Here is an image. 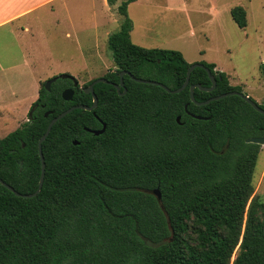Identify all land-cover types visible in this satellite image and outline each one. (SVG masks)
<instances>
[{
	"label": "trees",
	"instance_id": "obj_1",
	"mask_svg": "<svg viewBox=\"0 0 264 264\" xmlns=\"http://www.w3.org/2000/svg\"><path fill=\"white\" fill-rule=\"evenodd\" d=\"M133 1L117 5L121 23L107 37L116 69L101 77L117 82L127 71L180 87L191 63L178 50L131 41ZM230 15L246 26L242 6ZM199 63L216 83L211 91L195 88L196 101L241 91L214 63ZM122 80L124 94L96 83L91 111L74 109L52 125L41 143L44 178L35 196H16L0 183V264H264V201L252 197L251 184L259 145L245 141L264 136V115L237 95L193 103L189 86L211 85L199 67L177 93L126 74ZM67 87L74 90L69 101L61 97ZM80 103L91 98L70 79L57 78L49 90L41 83L29 119L0 137V179L34 192L39 138L55 115ZM185 105L206 118L192 117ZM96 118L105 124L99 135L83 129L100 127Z\"/></svg>",
	"mask_w": 264,
	"mask_h": 264
},
{
	"label": "rangeland",
	"instance_id": "obj_2",
	"mask_svg": "<svg viewBox=\"0 0 264 264\" xmlns=\"http://www.w3.org/2000/svg\"><path fill=\"white\" fill-rule=\"evenodd\" d=\"M121 1L115 0L112 10L104 8L107 18L98 32L80 31L86 22L74 27L54 22L37 25L41 34L35 37L34 71H6L4 68L21 58L0 48V137L27 120L28 112L23 111L36 91L37 78L42 77L43 83L68 73L80 87L115 71L107 36L119 28L121 18L116 8ZM237 5L246 12L244 28L230 15V9ZM127 14L133 23L130 39L134 44L178 50L190 63L212 62L215 71L227 75L229 84L238 86L258 104L264 103V0H136L128 4ZM11 108L16 113L14 120L8 117ZM251 184L252 197L263 202L264 144L259 145Z\"/></svg>",
	"mask_w": 264,
	"mask_h": 264
},
{
	"label": "crops",
	"instance_id": "obj_3",
	"mask_svg": "<svg viewBox=\"0 0 264 264\" xmlns=\"http://www.w3.org/2000/svg\"><path fill=\"white\" fill-rule=\"evenodd\" d=\"M105 7L111 10L114 8L107 0H0V48L6 54L19 55L18 60L21 58L4 69L34 71L35 37L36 33L41 34V31H36L37 25L54 22L71 24L74 27L86 22V26L81 27L80 31L98 32L99 26L107 18ZM61 11H64V15H61ZM41 78H35L36 91L34 90L27 100L28 105L23 113L28 112L30 105L37 98ZM8 112V117L14 120V109L11 108Z\"/></svg>",
	"mask_w": 264,
	"mask_h": 264
},
{
	"label": "water",
	"instance_id": "obj_4",
	"mask_svg": "<svg viewBox=\"0 0 264 264\" xmlns=\"http://www.w3.org/2000/svg\"><path fill=\"white\" fill-rule=\"evenodd\" d=\"M196 67H199V68H202L206 71L207 75H208V78L211 82V85L209 87H203L201 86L200 84H191L189 86V94H190V100L197 104V105H203V104H207L208 102L212 101V100H216V99H220L222 97H225V96H229V95H237L239 97H241L245 102H247L254 110H256L257 112L261 113L264 115V109L262 107H260L258 105V103H256L253 99H251L249 96L243 94L242 92H239V91H229V92H226V93H223V94H219V95H216V96H212L204 101H196L194 99V96H193V91L195 88H198V89H201V90H204V91H211L214 87H215V78H214V75L211 74L210 70L204 66L202 63H199V62H196V63H191V65L188 67L187 71H186V76H185V80L184 82L182 83V85L176 89H170L168 88L166 85H164L163 83H160L158 81H154V80H149V79H143V78H137V77H134L132 74H130L129 72L127 71H121L119 72V83H112V82H109L108 80H106L105 78L103 77H99V78H96L94 81H92L86 88H84V92L85 93H90L91 96H92V103L90 106H87V105H72L70 106L69 108L65 109L64 111H62L61 113L55 115L48 123L47 127H46V130L45 132L41 135V137L39 138L38 140V153H39V158H40V163H41V170H40V177H39V181H38V186H37V189L32 192V193H27V194H22V193H19L17 192L16 190H14V188L12 186H10L9 184H7L6 182H4L2 179H0V183L5 186L8 190L12 191L16 196H21V197H32V196H35L41 186H42V183H43V178H44V168H45V163H44V159H43V155H42V150H41V143L43 142V140L46 138V136L48 135V133L50 132V129L52 127V125L58 121L60 118H62L63 116H65L66 114H68L69 112H71L72 110L74 109H84V110H92L95 106H96V103H97V97L96 95L94 94V91H93V85L96 84V83H99V82H103V83H107V84H111L113 85L117 91H119L120 87L123 86V81H122V77L124 74L128 75L132 80L136 81V82H139V83H145V84H152V85H156V86H159L161 88H163L165 91H167L168 93H177L179 91H181L182 89H184L187 85H188V82H189V76H190V73L191 71L196 68ZM57 78H67V79H70L72 81V85L73 86H76L78 85V82L77 80L70 74L68 73H63V74H59V75H56V76H53L49 79H47L45 82H44V87L49 90V86L51 85V83L53 81H55ZM125 92V88L123 89V91L121 92L124 93ZM73 93H74V90L72 87H67L65 88L64 90H62L61 92V97L63 100L65 101H69L72 99L73 97ZM184 109L186 111V105L184 106ZM49 112H46L44 114V116H47ZM29 114L28 113V118L29 119ZM192 117L196 118V119H205L206 117H201L199 115H194V114H190ZM176 122L177 123H180V116L178 115L176 117ZM104 130V125H102V128L98 129V130H89L91 133L95 134V135H98L100 134L101 132H103ZM245 141L247 143H254V144H258V145H262L264 144V136H253V137H249L247 139H245ZM74 144H77L78 142L76 140L73 141ZM152 193L157 197V199H160V192L157 188L153 189L152 190Z\"/></svg>",
	"mask_w": 264,
	"mask_h": 264
},
{
	"label": "flooded vegetation",
	"instance_id": "obj_5",
	"mask_svg": "<svg viewBox=\"0 0 264 264\" xmlns=\"http://www.w3.org/2000/svg\"><path fill=\"white\" fill-rule=\"evenodd\" d=\"M109 81V80H108ZM123 81V80H122ZM109 82H112V83H119V75H118V81L117 82H115V81H109ZM107 84V83H106ZM108 85H110L111 86V88L112 89H114L117 93H120L121 94V92H120V89H122V91H123V89L125 88L124 87V84H123V86H121L120 87V89H119V91H117L116 90V88L113 86V85H111V84H108ZM77 86V85H76ZM76 86H74V87H76ZM88 86V85H87ZM87 86H80V88L82 89V91L84 92V88H86ZM64 90V89H63ZM125 91H126V88H125ZM85 93V92H84ZM125 93V92H124ZM124 93H122V94H124ZM85 94H88L89 96H90V98H91V102H92V96H91V94L90 93H85ZM81 100L82 101H88V98L87 97H82L81 98ZM80 105H86L85 103H80ZM91 105V104H90ZM90 105H87V106H90ZM82 110H84V109H82ZM86 111H91V110H86ZM186 112H187V110H186ZM188 114H190L189 112H187ZM97 120H98V122H99V124H100V127H98V128H95V129H90V128H86V127H84L83 129L85 130V131H87V132H89V133H91L89 130H98V129H100V128H102V125H104V129H105V124L101 121V120H99L98 118H96ZM104 131V130H103ZM102 133V132H101ZM100 133V134H101ZM91 134H93V133H91ZM93 135H95V134H93ZM99 135V134H98ZM78 142V141H77Z\"/></svg>",
	"mask_w": 264,
	"mask_h": 264
}]
</instances>
